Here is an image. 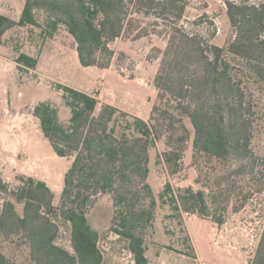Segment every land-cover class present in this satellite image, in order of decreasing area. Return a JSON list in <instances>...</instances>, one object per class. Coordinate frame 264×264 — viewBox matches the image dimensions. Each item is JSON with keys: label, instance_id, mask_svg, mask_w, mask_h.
<instances>
[{"label": "trees", "instance_id": "trees-1", "mask_svg": "<svg viewBox=\"0 0 264 264\" xmlns=\"http://www.w3.org/2000/svg\"><path fill=\"white\" fill-rule=\"evenodd\" d=\"M225 4L233 30L226 47L211 43L218 30L208 13L191 22L193 29L184 25L187 0H25L18 21L0 13V44L17 27H39L49 38L64 29L75 39L80 64L100 69L111 65L115 53L110 44L137 32L136 23L152 18L150 24L158 27L162 18L168 28L154 78L163 104L154 105L149 121L107 103L98 110L96 95L64 84L56 88L71 110L67 124L60 120L55 103L35 105L33 115L44 137L59 157L73 162L58 205L43 179L22 175L14 187L0 179V188L13 198L5 200L0 211V264H15L1 247L3 239L14 237L29 245L34 264H103L99 232L88 217L102 195L113 199L112 230L129 241L135 264H150L147 240L158 207L148 182L150 152L165 137L167 150L159 160L174 173L182 169L190 137L183 117L194 129L195 161L215 158L236 165L218 178L210 193L192 187L175 192L170 182L165 183L159 195L163 204L178 216L185 211L222 225L233 196L238 211L254 193H264V157L252 144L257 111L249 89L251 72L264 80V0ZM204 25L212 28L211 37L197 29ZM144 31L135 33V39L149 34ZM227 54L245 60L247 69ZM16 62L19 69L35 68L38 58L20 53ZM16 203L23 204L22 213ZM55 216L70 223L73 251L57 243L60 227ZM190 240L188 233L186 241ZM249 263L264 264V227Z\"/></svg>", "mask_w": 264, "mask_h": 264}, {"label": "rangeland", "instance_id": "rangeland-1", "mask_svg": "<svg viewBox=\"0 0 264 264\" xmlns=\"http://www.w3.org/2000/svg\"><path fill=\"white\" fill-rule=\"evenodd\" d=\"M24 5L25 0H0V13L18 21ZM204 13H208L210 19L214 21L218 33L212 38V28L204 25L197 29L211 37V43L226 47L233 37V30L225 0H187L184 25L193 29L191 22ZM41 17L42 14H39L40 20ZM153 21L152 18L144 20L133 27L138 33L145 29L149 32L145 35L147 36L145 43H138L137 38L135 39L134 35L137 32L127 33L111 43L110 46L115 54L109 68L103 70L81 66L75 51V39L64 29L57 32L53 38L44 36L42 29L35 26L17 27L7 32L3 38L4 44H0V109L4 111L12 107L19 113L30 111L31 114V110L39 102L51 101L59 108L60 120L67 124L71 110L65 105L61 92L56 88L57 84H64V81H67L91 91L93 95H98L106 88L119 104L140 113L147 119L146 121H149L154 105L163 104L158 99L154 78L158 71L161 52L167 44L168 33L162 18L157 21L158 27L150 24ZM150 34L152 36L148 37ZM125 39L135 40L122 42ZM151 39H155L158 43H148ZM154 44L155 46H152ZM55 49H58L57 54L60 53L58 62L46 58L48 61L41 69L38 65L35 68H18L16 59L20 53L38 57L43 50H51L55 53ZM227 58L237 66L247 69L248 64L245 60L229 54ZM251 73L253 78L249 80V89L253 91L257 111L252 144L255 152L264 157V80H260L256 73ZM100 107L101 105L98 110ZM32 116L30 115L29 154L25 151H19L17 155L4 154L0 159V179L10 183L12 187L19 184L18 178L22 175L43 179L53 190L54 204L58 205L64 188V177L73 160L59 157L54 152L42 133L39 120ZM183 121L190 130V137L181 170L174 173L173 167L164 163L162 159L159 160L167 150L165 137L160 139L157 147L150 152L148 182L154 190L158 207L154 227L147 240L148 257L152 264L162 262V253L165 264H199L194 261L198 256L192 240L186 241L187 222L194 234L202 259L201 264H250L249 260L255 254L264 227V193H254L238 211H235L237 200L233 196V200L228 205L225 222L218 226H214L210 218H202L192 213L186 215L185 211L178 216L170 205L163 204L159 198L167 182L172 184L175 192L181 188L192 187L210 193L216 190L218 178L233 163L236 165V162L226 163L215 158H200L195 161L194 129L188 117H183ZM6 156H14L17 162L21 163L18 166L14 165ZM21 164L24 167L21 168ZM27 164H29L28 169H25ZM21 170L28 174L20 173ZM8 199H13L10 193L0 188V211L3 202ZM16 204L18 211L22 213L23 204ZM113 216L114 204L111 195L99 196L88 214L92 226L99 232V246L104 256L103 264H135L129 249V241L112 230ZM55 220L60 227L57 243L73 251L70 223L56 216ZM1 247L3 253L13 263L34 264L29 245L21 237L3 239Z\"/></svg>", "mask_w": 264, "mask_h": 264}, {"label": "crops", "instance_id": "crops-1", "mask_svg": "<svg viewBox=\"0 0 264 264\" xmlns=\"http://www.w3.org/2000/svg\"><path fill=\"white\" fill-rule=\"evenodd\" d=\"M64 31L67 32L66 30H64ZM5 36H6V34L4 35V38H5ZM150 36H152V34H150L148 37H150ZM146 38H147V36H144V37H141V38H137L136 40L138 41V43H145L144 40ZM128 40H135V39H125L122 42L128 41ZM4 42H5V40L1 44H4ZM148 43H158V42H156L155 39H151V41H149ZM152 46H155V44L152 45ZM150 48H151V45H150ZM57 50L58 49H55V53L53 51H51V50H43L41 52V54L37 57L38 58V68L39 69L43 68L42 66H43V64L45 62L48 61L47 59H49V60L52 59V61L58 62L60 60V53L57 54ZM75 51L77 53L76 46H75ZM77 56H78V53H77ZM92 67H95V66H92ZM64 84L68 85V86H70L72 88H75V89L81 90L83 92H86L88 94H92L91 91L86 90L84 88H81V87H79L77 85L71 84V83H69L67 81H64ZM105 87H106V85H105ZM106 94H107V96H106ZM96 97L100 101L99 105L104 104V103L111 104V105H114L115 107H117L119 109H122V110H124L126 112H129V113H131L133 115H136V116H138V117H140V118H142L144 120H147L144 116H141L140 113L134 112V111L130 110L129 108H126L123 105L119 104L113 98L112 93L109 92L106 88L103 89ZM12 112H14V113L12 114ZM0 114H1V117H0V159L4 156V154H13V155H15L19 151H25L26 154L27 153L29 154V151H30V148H29L30 147V136H29V133H30V120H31L30 115L32 116L33 109L31 110V114H30V111L28 113H19L18 110H14L12 107H9L7 110H4V111H2L0 109ZM6 157H7V159H10L11 162L14 163V165L18 166V164L21 163L20 161L17 162L18 160H16L14 156H6ZM23 164H21V168L24 167V166H22ZM28 165L29 164H27L25 166V169H28ZM5 171H7V170H5ZM20 173H24V171L21 170ZM24 174H28V173H24ZM211 222L213 223L214 226H218L212 220H211ZM186 227H187L188 233L190 235V238L192 240V243H193V245L195 247V252H196V254L198 256V259L194 258V261H196L197 263L201 264L202 259H201V256L199 255L200 254L199 253V249H198L194 234H193V232H192V230L189 227L187 222H186ZM217 228H219V227H217ZM148 251H149V249L147 250V256H148ZM163 257H164V253H162V260H161L162 262H159V264H165V259H163ZM150 264H152L151 261H150Z\"/></svg>", "mask_w": 264, "mask_h": 264}, {"label": "built area", "instance_id": "built-area-1", "mask_svg": "<svg viewBox=\"0 0 264 264\" xmlns=\"http://www.w3.org/2000/svg\"><path fill=\"white\" fill-rule=\"evenodd\" d=\"M185 214H186V215H189L190 213H189V212H186Z\"/></svg>", "mask_w": 264, "mask_h": 264}]
</instances>
